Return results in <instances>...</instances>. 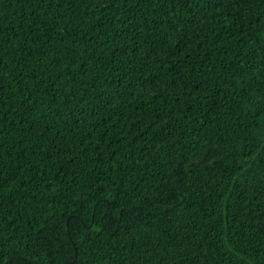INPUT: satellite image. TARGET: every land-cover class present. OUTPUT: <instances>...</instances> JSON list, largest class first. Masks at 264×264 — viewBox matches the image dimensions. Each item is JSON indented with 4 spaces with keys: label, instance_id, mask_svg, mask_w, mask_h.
Instances as JSON below:
<instances>
[{
    "label": "trees",
    "instance_id": "trees-1",
    "mask_svg": "<svg viewBox=\"0 0 264 264\" xmlns=\"http://www.w3.org/2000/svg\"><path fill=\"white\" fill-rule=\"evenodd\" d=\"M0 264H264V0H0Z\"/></svg>",
    "mask_w": 264,
    "mask_h": 264
}]
</instances>
